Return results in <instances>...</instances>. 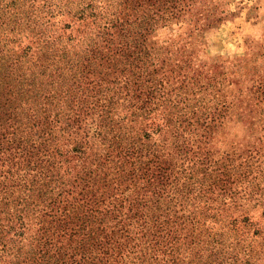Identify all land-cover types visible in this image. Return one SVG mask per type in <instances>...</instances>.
Wrapping results in <instances>:
<instances>
[{"label": "trees", "instance_id": "trees-1", "mask_svg": "<svg viewBox=\"0 0 264 264\" xmlns=\"http://www.w3.org/2000/svg\"><path fill=\"white\" fill-rule=\"evenodd\" d=\"M40 1L36 6L30 1L29 13L17 10L14 0L0 4V29L5 30L0 32V80L25 82L37 91L40 71L58 66L56 72L68 76L61 90L68 83L82 89L75 111L55 121V128L43 123L28 132L0 131V207L10 210L0 217V264H18L17 247L35 238L27 240L28 230L44 234L34 239L35 246L45 244L53 231L73 237V247H82L81 264H141L158 246L143 228L150 216L146 212L153 210L145 192L154 191V197L167 193L175 201L190 191L181 186L190 177L178 174L175 145L169 157L168 143L155 133L149 115L159 107L163 113L170 104L165 98L171 93H162L169 81L183 83L176 91L184 84L188 89L191 81V96L211 86L206 67L214 65L209 58L208 63L201 60L199 43L204 22L219 21L223 13L211 17L197 0H77L75 6L71 0ZM161 22L173 24L175 36L161 35ZM107 44L115 50L102 48L101 56L98 49ZM133 54L155 59L150 77H145L146 67L145 75H138L143 61L132 65ZM72 61L76 66L85 62L88 71L84 66L73 79ZM99 70L108 72L107 79L94 94L84 81ZM86 96L93 98L89 105L82 101ZM238 99L236 106H242ZM247 100L257 105L252 97ZM150 135L157 139L151 141ZM169 138L173 145L175 135Z\"/></svg>", "mask_w": 264, "mask_h": 264}, {"label": "rangeland", "instance_id": "rangeland-1", "mask_svg": "<svg viewBox=\"0 0 264 264\" xmlns=\"http://www.w3.org/2000/svg\"><path fill=\"white\" fill-rule=\"evenodd\" d=\"M9 1L1 0L0 4ZM30 1L14 0L15 8L33 12ZM197 1L201 9L211 10V17H217L218 11L223 13L219 21L204 22L199 43L201 60L208 63L210 59L209 63L214 65L212 69L206 67L211 70L207 74L213 79L211 86H204L191 96V81L188 89L184 84L176 91L172 89L183 83L170 82L166 77L169 82L162 93H171L168 97L163 95L170 104L165 103L163 113L159 107L153 108L149 115L157 127L155 133L169 144L166 150L169 157L173 155L171 146L175 145L176 160L180 164L178 174L190 177L181 186L190 191H184L175 201L167 193L154 197V191L145 192L147 206L153 210L146 212L150 216L143 228L148 236L153 234L158 246L141 264H264V0ZM40 2L35 0L33 5ZM71 2V6L77 5V0ZM227 12L230 15L224 14ZM161 23L158 29L161 35L167 39L175 36L173 24ZM0 32L5 30L1 28ZM168 47L165 45L164 50H169ZM102 48L115 50L107 44L98 52ZM103 53L101 50V56ZM139 59L143 63L138 75L148 77V71L158 64L155 59L144 61L139 54H133L131 64ZM150 63L154 64L150 66ZM191 63L194 69L196 66ZM70 64L73 79L84 66V71H88L85 62L78 66L73 61ZM53 67L51 71H40L37 91L36 87L32 90L34 85L25 82L0 80V131L15 128L17 132H28L25 130L28 127L32 131L43 123L55 128L61 117L75 111L80 101L75 96L80 94L81 85L77 84V89L68 83L61 90L62 81L68 76L62 70L56 72L58 66ZM114 68L111 66L108 72ZM108 72L99 70L95 75L87 74L84 82L92 93L105 83ZM196 72L197 69L192 71ZM152 87L157 88L155 82ZM185 95L189 101L184 100ZM249 96L256 100L255 107L247 100ZM88 97L82 98L86 100L85 105L93 99ZM237 99L242 106H236ZM171 134L176 137L173 145ZM150 136L151 141L157 139V135ZM160 203L161 208L154 209ZM200 209L205 217L201 216ZM9 213L7 206L0 207V217ZM31 235L44 237L41 232L28 230L27 240ZM59 235L53 231L45 236V244L38 243V246L34 244L35 238L28 240L31 243L17 247L14 258L18 264H81L82 247L75 249L73 237ZM74 238L79 241V236Z\"/></svg>", "mask_w": 264, "mask_h": 264}]
</instances>
